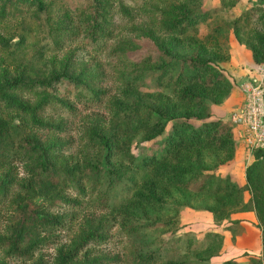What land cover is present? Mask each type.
<instances>
[{"label": "trees", "instance_id": "1", "mask_svg": "<svg viewBox=\"0 0 264 264\" xmlns=\"http://www.w3.org/2000/svg\"><path fill=\"white\" fill-rule=\"evenodd\" d=\"M45 1L0 0V20L24 15L29 9L43 11ZM88 2L86 6L71 3L61 22L48 28L52 48L61 49L64 43L81 37L95 54L99 53L117 32L114 14L118 11L130 17V9L120 0ZM231 4L232 1L219 0L220 8L231 7ZM154 8L149 12V20L154 25L152 30L140 29L136 34L137 40L114 43L111 50L122 60H127L122 61L128 68L123 86L146 79L149 86L162 85L165 94L156 96L147 104L130 103L129 99L113 103L116 111L129 123L128 135H123L124 142L119 149L104 133V117L99 113L89 115L84 133L103 151L89 168V173H79L77 166L68 165L69 160L62 154L64 142L60 134L67 129V115L90 109L102 100L104 91L93 73L78 67L70 57L71 53L52 67L43 80H26L18 74L0 72V167L7 161L25 163L30 171L49 179L51 185L47 184L52 190L58 186L50 198V202L58 203V212H42L22 201V197L34 196L39 189L31 187L29 179L18 178L12 167L0 169V219L10 203H15L20 211L19 218L7 231L0 229V249L4 254L30 259L39 243L45 240L44 235L65 230L79 219L69 244L57 247L48 264L115 263L120 260L119 255H111L101 248L109 241L115 225L117 231L127 236L141 234L147 228L165 226L168 221L150 219L148 209L165 207V200L172 190L197 194L207 192L214 196L211 211L215 223L236 211L247 210V202L244 203L239 196L240 189L227 177H217L206 171L199 159L200 151L204 149L213 151L214 155L225 154L227 159L235 145L230 124L210 119L206 99L209 92L212 96L209 101L218 103L231 87L212 62L214 59L224 60L222 38L220 35L205 36L206 41H212L214 48L209 56L199 49L177 56L171 51L174 45L171 40L165 47V43L157 40L155 35L184 39L186 35L182 34L204 15L183 3H168ZM253 21L259 23L263 32H255L248 39L246 37L247 42L240 43L249 49L253 62L264 63V13L261 8L253 5L241 11L231 21L232 31L237 34ZM234 37L241 40V35ZM123 91L129 96V89L124 88ZM178 109L182 112L178 113ZM12 112L20 115L31 127L34 133L29 138L15 139L12 136L4 118ZM168 123L169 129L166 130ZM50 134L52 138H48ZM134 134L144 141H152L161 135L162 138L150 153L136 154L127 147ZM60 173L65 175L59 181L56 179ZM243 176L242 187L249 194L248 200L260 232L261 259H250L249 264H264V148L251 150V160L245 166ZM121 185V193L117 195L115 189ZM15 187L26 195L14 194ZM40 188L46 190L45 185ZM63 188H69L68 192L73 195L65 192L63 195ZM126 194V198L120 199ZM90 206L108 208L107 212L112 217L109 219L104 213L96 216L95 212L89 211ZM39 232L42 234L40 237L37 236ZM152 252L142 264L155 263ZM215 253L210 251L206 258ZM196 255L199 259L205 258L198 253ZM150 258L152 260L148 261ZM32 264L46 263L38 257ZM155 264L179 262L169 258ZM220 264L239 263L229 258Z\"/></svg>", "mask_w": 264, "mask_h": 264}, {"label": "rangeland", "instance_id": "2", "mask_svg": "<svg viewBox=\"0 0 264 264\" xmlns=\"http://www.w3.org/2000/svg\"><path fill=\"white\" fill-rule=\"evenodd\" d=\"M88 1L46 0V8L43 11L29 9L24 15L0 20V72L6 71L8 75L18 74L26 80H43L48 77L52 67L57 66V63L66 54L71 53L70 57L75 61V64L85 70L88 69L99 81L98 85L104 91L100 103L87 110H78L75 115H67V129L60 134V138L64 142L61 149L62 154L69 160V166H77L76 170L79 173H89V168L103 154L96 142L84 133V127L89 122L91 113H99L104 117V133L115 142L114 147L119 149L124 142L123 135L124 137L128 135L129 123L124 115L116 111L113 103L116 100L126 102L129 99L130 103L147 104L156 96L165 94L162 85L149 86L146 79L136 84L128 83L127 86H123L125 71L128 70L123 62L127 60H122L120 55L111 50L114 43L137 40L138 35L136 34L140 29L152 30L154 25L149 20V12L154 11L155 6L183 3L204 15L203 19L195 22L191 28L186 30L185 34H182L186 35L184 39L176 36L155 35L157 40L165 43V47H168V41L171 40L174 44L171 51L177 56L187 55L197 49L203 50L205 55L209 56L214 48L212 41H206L205 36L220 35L222 38L220 41L225 45L224 56L222 55L224 60L215 61L214 59L212 62L230 82L231 87L218 103L210 102L212 96L209 92L207 93L210 119H220L230 124L229 116L240 101L235 88L237 82L250 77V75L257 81L260 79L258 77L260 71L257 67L262 63L248 62V57L251 58V54H248L250 51L240 41L247 42L246 37L248 39L249 35L255 34V32H263V29L259 27L258 22L253 21L250 26L235 34L232 31L231 21L241 11L253 5L259 6L264 13V0H229L232 1V4L227 8H220L219 0H120L130 9V17H126L118 11L114 14V21L118 27L117 32L101 52L95 54L81 37L64 43L61 49L52 48L48 28L61 22L62 15L70 9L71 3L86 6ZM234 35H241V40L238 41ZM124 88L130 90L129 96L123 91ZM181 112L182 110L178 109V113ZM4 118L15 139H27L34 133L26 121L15 112L4 116ZM230 126L235 143L232 155L225 159V154L214 155L213 151L204 149L200 151L199 159L206 171L212 172L217 177H227L235 187L240 189L239 196L244 203L247 202V210L236 211L215 223L211 211L214 205V196L207 192L197 194L180 189L172 190L170 196L165 200V207L148 209V217L168 221L165 226L147 228L141 234L127 236L117 231V225H115L109 241L101 245L104 252L119 255L120 260L112 264H142L145 257L150 255V251H153L155 263L172 258L179 264H220L223 260L231 258L239 264H249L250 259L255 257L261 259L257 220L248 200L249 194L242 187L244 168L251 160V152L246 150L241 139L238 138L236 130L231 124ZM168 129L169 123L166 127V130ZM51 135L48 138H52ZM161 138L162 135L152 141H144L139 135L134 134L131 135L127 147L133 153L148 154L160 143ZM4 167H12L17 172L18 178L29 179L30 186L39 189L34 196L22 197L23 203L32 208L36 207L42 212L52 214L58 212V203L50 202L52 191H55L58 186L52 190L48 185L50 184L49 179L36 174L33 170L30 171L29 165L25 163L7 161L0 169ZM64 175L65 173H60L56 180L60 181ZM138 177L139 175H136V178ZM41 185H45L46 190L41 189ZM121 187L122 185L115 189L117 195L118 192L121 193ZM67 189L69 188H63L61 193L73 195ZM13 193L21 196L26 195L17 187L14 188ZM126 197L127 194L120 196V199ZM88 209L95 212L96 216L104 213L107 218L112 217L111 213L107 212L108 208L100 209L90 206ZM19 216V207L15 203L6 206L0 219L1 231H7L11 223H14ZM171 217L173 218L171 219ZM79 222L78 219L76 223L71 224L65 230L53 231L44 235L43 239L45 240L39 243L30 259L11 257L0 249V264H32L38 257H42L44 263H50L57 247L69 244L70 237L76 231ZM41 235V232L39 235L37 234L39 237ZM207 247L210 248L207 249ZM210 251L216 253L206 258ZM196 253L205 258L199 259ZM151 260L152 258L148 259V261Z\"/></svg>", "mask_w": 264, "mask_h": 264}, {"label": "built area", "instance_id": "3", "mask_svg": "<svg viewBox=\"0 0 264 264\" xmlns=\"http://www.w3.org/2000/svg\"><path fill=\"white\" fill-rule=\"evenodd\" d=\"M257 69L258 81L250 75L237 82L241 101L229 116L230 124L248 152L264 148V63Z\"/></svg>", "mask_w": 264, "mask_h": 264}, {"label": "crops", "instance_id": "4", "mask_svg": "<svg viewBox=\"0 0 264 264\" xmlns=\"http://www.w3.org/2000/svg\"><path fill=\"white\" fill-rule=\"evenodd\" d=\"M248 54L250 55V52H248ZM246 57H247V55H246ZM248 62L253 63V62H252V59H251L250 57H248ZM247 72H249V71H247ZM246 76H247V75H246ZM235 88H236V91H237V93H238V95H239V99H240V101H241V95H240V93H239V91H238V89H237L236 86H235ZM240 101L237 103L236 106H238V105L240 104ZM259 234H260V232H258V236H259Z\"/></svg>", "mask_w": 264, "mask_h": 264}]
</instances>
